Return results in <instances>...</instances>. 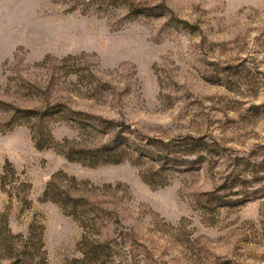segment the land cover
Instances as JSON below:
<instances>
[{
	"label": "rangeland",
	"instance_id": "374dc122",
	"mask_svg": "<svg viewBox=\"0 0 264 264\" xmlns=\"http://www.w3.org/2000/svg\"><path fill=\"white\" fill-rule=\"evenodd\" d=\"M2 218L38 264H264V0H0Z\"/></svg>",
	"mask_w": 264,
	"mask_h": 264
},
{
	"label": "trees",
	"instance_id": "16d2710c",
	"mask_svg": "<svg viewBox=\"0 0 264 264\" xmlns=\"http://www.w3.org/2000/svg\"><path fill=\"white\" fill-rule=\"evenodd\" d=\"M93 120L95 124H102V122L98 121V119H93ZM105 124L112 126L114 123L107 122ZM101 128L102 127H98V125L93 127V129L96 131H101L102 130ZM105 130H108V128H105ZM123 133L124 131H122V129L118 132L119 136L117 137L116 145H114V147L104 146L94 150L79 151L77 154L88 155L96 163L102 161L103 163H107V164L110 163L115 164L117 163L116 161H110V158L113 157V154H115L118 151L120 152L126 151V149L123 150L121 149V146H123L124 143H120L122 141L128 142L127 138L123 137L122 135ZM126 146L128 147V145ZM64 155L70 161L78 160V159H74L70 154H64ZM12 173L15 174V171L13 169H12ZM1 181H2V189L5 190L6 183L4 176L1 178ZM44 197L55 203H59L61 206H64L67 209L73 208L75 211L78 206L77 203L86 201V199L83 197H75V195H72L67 191H61L57 186L55 179H53V181L49 183L48 188L44 193ZM32 235L33 234L31 233V236H29V238H27L26 241H19V237H18L19 235L13 234L9 228L7 219L2 218V220L0 221V255L3 256L2 260L7 261L8 264H38L36 263V254L33 251L35 244L33 245L31 244ZM39 242H40L39 243L40 248H43V242L41 237Z\"/></svg>",
	"mask_w": 264,
	"mask_h": 264
}]
</instances>
